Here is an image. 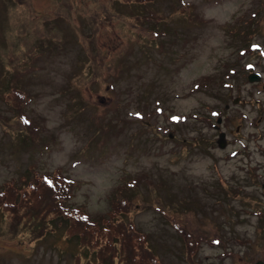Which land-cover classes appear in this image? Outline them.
<instances>
[{"label": "rangeland", "instance_id": "1", "mask_svg": "<svg viewBox=\"0 0 264 264\" xmlns=\"http://www.w3.org/2000/svg\"><path fill=\"white\" fill-rule=\"evenodd\" d=\"M159 1L0 0V184L12 174H27L26 180L7 190L0 187V264H77L79 252L83 255L78 264H98L97 254L90 256L81 246L105 242L117 250L115 261L131 257L129 242L136 247L149 242L166 264H190L186 244L199 240L197 230L209 233L211 225L251 235L260 222L263 241L259 210L264 208V130H259L256 119L245 130L254 137L243 138L242 145L244 121L239 131L230 130L234 122L222 129L226 130L222 140L220 130L214 129L234 89L262 87L261 82L246 81L249 69L241 61L255 56L253 61L264 68L257 54L260 49L264 55V0H184L207 23L202 20L206 24L194 28L202 31L197 37L191 33L192 25L176 19L170 33L159 29L157 39L164 38L161 65L154 41L142 47L131 42L139 33L149 40L150 33L143 29L154 21L150 15L159 16L155 12ZM178 6L175 3L181 9ZM181 35L186 38H177ZM252 41L262 47L254 48ZM137 75H142L144 87ZM225 81L231 85L225 86ZM24 85L35 90L64 85L67 98L55 101L52 94L41 93L29 99L24 115L19 103ZM79 93L87 94L95 106L80 102ZM155 96L178 123L151 111ZM139 103L145 108L142 118H136ZM240 107L252 109L247 103ZM21 113L30 120L25 117L21 122ZM258 114L257 110L254 116ZM90 115L98 134L85 148L95 130ZM208 123L210 129L204 130L201 125ZM19 129L32 133L24 139L20 133L25 132ZM200 130L206 137L201 142L195 140ZM58 166L75 181L69 201L84 203L83 208L67 210L66 195L60 193L52 198L49 210H39L46 195L38 198L43 180L35 171ZM121 177L131 179L130 202L122 201L116 212L105 215L114 186L125 182ZM112 215L114 222L108 218ZM107 224L114 229L104 230ZM123 226L129 238H122ZM38 230L39 235L46 234L36 239ZM180 230L187 237L183 244ZM192 247L196 262L204 254L216 253L215 245ZM254 249L250 256L256 258L259 252Z\"/></svg>", "mask_w": 264, "mask_h": 264}, {"label": "trees", "instance_id": "2", "mask_svg": "<svg viewBox=\"0 0 264 264\" xmlns=\"http://www.w3.org/2000/svg\"><path fill=\"white\" fill-rule=\"evenodd\" d=\"M170 2L172 5V8L170 5ZM166 5L169 8V10L165 8ZM189 5L190 4H188L187 6H189ZM155 12L159 16L150 15L148 18L154 19V21L152 22L151 25L159 28L163 33H170L172 31L173 26L170 24V22L174 21V19H176L178 21H184V23H187L189 25H195L198 23V21L195 18V14L191 11V9L189 7H185V8H181V9L177 10V8H175L173 6V0H166L165 2L160 0L159 3L157 4ZM176 13H177V15H176ZM184 13H186V16H182ZM156 34H158V32ZM183 37L184 36L181 35V36H178L177 38H183ZM133 38L138 41V43L140 44V47H142L144 43H150L149 40L142 39L140 34H138L137 36H134ZM170 40L176 41V39L173 37H171ZM163 43H164V38H162V40H161V46L162 47H163ZM126 49H127V45L124 46V53H125ZM22 89L24 90L23 97L24 96H26V97L32 96L31 92L26 91L24 88H22ZM58 93L60 94V92H58ZM73 96H75V95H73ZM82 99H83V95L81 93H79L78 94V100L81 102ZM156 100L159 101V98L157 96H156ZM62 113L65 116L67 113V110L63 109ZM0 120H1V118H0ZM22 120H23V118L20 116V121H22ZM208 125H210V124L208 123V124L203 125V126L201 125V127L204 130H206V127H208ZM199 135L200 136H197L195 138L196 141L201 142V141H203V139H206V137L203 135V132L201 130H200ZM94 140H95L94 137L90 138V141H94ZM56 183L59 184L60 189L62 187L61 184L63 185L61 190L66 189L64 182L63 183L60 182V179L56 175H52V176L48 177L47 179L43 180V183L40 186V190H42L43 194L40 195V197H38V198H41L44 194L48 195L50 192L52 194V190H53L54 186L51 184H56ZM12 185H14L12 181L6 182L4 180L0 184V187H4V189L7 190V186H12ZM33 185H37V184L34 183ZM122 196H123V193H121V195L119 196L117 206H116V209L114 212H116L118 210V208L121 204V201H123V203L125 205L129 204L130 201H127V197H123V200H122ZM52 205H53V203L47 204L45 206H41V209H42V211L49 210ZM13 214H14V212H13ZM56 214H59V213H56ZM33 215L34 214H32V216ZM35 216L37 218V215H35ZM43 216L44 215H41L40 220L43 218ZM73 218L76 220H80L79 218H77L75 216ZM109 219H111V221L114 222L115 216L112 215L109 217ZM86 222H88V221L86 220ZM112 228L113 227H111L107 224L106 227L104 228V230H106V229L112 230ZM119 231L122 233V238H129L131 235L130 232H128L124 228V226ZM41 233H42L41 230H38V232L36 233L37 236L35 238L36 239L42 238L46 234V232H44L42 235H39ZM120 239H121V237H120ZM124 241H125V239H124ZM128 245H129L128 249H130L129 254L131 255V257L126 258L124 256L123 259L120 257L119 261H115V257H114L117 250H114V249L110 250V248H112V246H109L107 242H105L103 244V246L97 245V246H93V247H90L89 243H84L81 247L84 249H86V247H87L89 249L90 256L97 254L96 255V261H99L101 259L100 262H97L98 264H164L163 261L158 256L154 255L153 250L155 248L153 245L147 246L145 244H143V245L138 244L136 247V245L133 244L132 242H129ZM192 246L193 245L190 243H187L185 246V254H186L188 260H191L192 250H193ZM81 255H83L82 252H79L77 254V261H78L77 264L79 263V258ZM100 255H101V257H100Z\"/></svg>", "mask_w": 264, "mask_h": 264}, {"label": "flooded vegetation", "instance_id": "3", "mask_svg": "<svg viewBox=\"0 0 264 264\" xmlns=\"http://www.w3.org/2000/svg\"><path fill=\"white\" fill-rule=\"evenodd\" d=\"M261 59L264 60L263 55H259ZM256 67L258 69H263V65H260L256 62ZM264 74V71H263ZM259 92H264V86L261 83ZM261 102L262 98H257L255 102H253V107L251 109V115L253 117L254 113L259 111V114L255 117L253 121H248L247 119L237 116L233 114V122L236 124L235 128L233 126L230 127V130H236L239 131V125L244 121L242 124L241 133H244L243 135H240L239 143L242 145H246L244 139H247L250 141L251 137H254L253 134L248 133L245 131L248 126H251L255 123L256 119H259V130H264V109L261 108ZM254 107L256 109H254ZM235 136V135H234ZM236 145H234L235 147ZM258 150H261L262 147L258 146ZM236 153L238 152V149L235 148ZM255 200V199H253ZM261 213V218H264V208L261 207L259 210ZM232 223L231 221H229ZM263 233V228L260 222L256 223L255 230L251 233V235H238L235 231L226 232L223 229L220 231H217V237H218V243L216 246L218 247L217 253H210V254H204L202 256V259L200 257L196 258L198 261L197 264H256L258 262L264 263V239L263 241L261 239V235ZM239 238V239H238ZM260 241V242H259ZM258 244V245H257ZM257 245V247L254 249V246ZM252 249L257 250L259 252V255L256 256V258H253L250 256V253L252 252ZM182 258H186V256L182 253L180 254ZM186 262H188L185 259ZM175 264V263H173Z\"/></svg>", "mask_w": 264, "mask_h": 264}, {"label": "snow or ice", "instance_id": "4", "mask_svg": "<svg viewBox=\"0 0 264 264\" xmlns=\"http://www.w3.org/2000/svg\"><path fill=\"white\" fill-rule=\"evenodd\" d=\"M173 119H175V117Z\"/></svg>", "mask_w": 264, "mask_h": 264}, {"label": "water", "instance_id": "5", "mask_svg": "<svg viewBox=\"0 0 264 264\" xmlns=\"http://www.w3.org/2000/svg\"><path fill=\"white\" fill-rule=\"evenodd\" d=\"M257 264H259V263H257Z\"/></svg>", "mask_w": 264, "mask_h": 264}]
</instances>
